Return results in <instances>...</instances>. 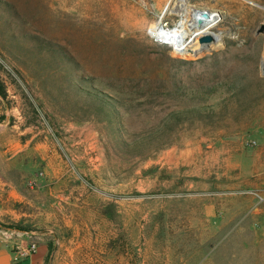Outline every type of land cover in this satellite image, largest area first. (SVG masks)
<instances>
[{
  "label": "rangeland",
  "instance_id": "1",
  "mask_svg": "<svg viewBox=\"0 0 264 264\" xmlns=\"http://www.w3.org/2000/svg\"><path fill=\"white\" fill-rule=\"evenodd\" d=\"M11 1L76 55L97 88L123 92L119 122L129 134L158 128L206 87L248 88L254 98L249 109L232 104L229 116L183 128L140 161L103 125L70 121L0 51L4 247L23 260L32 244L51 246L45 264H264V0ZM197 9L218 21L210 30L218 38L200 53H178L155 37Z\"/></svg>",
  "mask_w": 264,
  "mask_h": 264
},
{
  "label": "trees",
  "instance_id": "2",
  "mask_svg": "<svg viewBox=\"0 0 264 264\" xmlns=\"http://www.w3.org/2000/svg\"><path fill=\"white\" fill-rule=\"evenodd\" d=\"M24 9L11 0H0V51L12 57L41 85L46 100L73 122H95L105 127L115 137L126 157L146 161L153 159L174 143L183 128L197 121L214 123L219 112L229 116L233 110L248 108L254 94L248 88H232L217 84L202 92H192L187 106L170 112L158 128L141 134H129L120 125V110L126 109L122 91H115L107 82H101L106 90L115 91L109 96L97 88V78L84 76V70L76 55L65 45L35 30ZM239 89V90H235ZM220 98L209 104L215 93ZM7 90L0 79V102L7 108ZM255 103V100H254ZM232 106V107H231ZM126 111V110H125ZM6 121L5 115L0 124ZM127 137V138H126ZM49 247L48 258L52 255Z\"/></svg>",
  "mask_w": 264,
  "mask_h": 264
},
{
  "label": "bare ground",
  "instance_id": "3",
  "mask_svg": "<svg viewBox=\"0 0 264 264\" xmlns=\"http://www.w3.org/2000/svg\"><path fill=\"white\" fill-rule=\"evenodd\" d=\"M191 19L188 22H181L177 27L171 30H165L158 28L155 33V37L162 43L173 46L175 51L181 54L194 53L198 54L206 47L199 44L198 37L209 33L210 30L217 25V16L211 14V18L202 26L197 24L198 14L196 10L190 13ZM195 32V35L191 41H187L189 33ZM216 39L218 36H215Z\"/></svg>",
  "mask_w": 264,
  "mask_h": 264
},
{
  "label": "crops",
  "instance_id": "4",
  "mask_svg": "<svg viewBox=\"0 0 264 264\" xmlns=\"http://www.w3.org/2000/svg\"><path fill=\"white\" fill-rule=\"evenodd\" d=\"M3 110H4L3 105L0 102V118L4 115V111ZM3 130L4 129H1V131H3ZM9 146L10 147H9L8 151H12L13 152L15 146H17V145H15V144L14 145H10L9 144ZM20 147H21V145H20ZM23 147L24 148H22L20 151L14 152V154L10 158H8V160L11 161V159L15 158L16 155H18V154H20V153H22L24 151L26 152L28 147H29V144H26ZM184 163L185 162H183V164ZM4 246L5 245H3L2 242H0V252L3 251V250L7 252V254L9 255L10 264H45V257H46V255L48 253V249H47L46 246H39L37 252L34 255L26 257L23 260H18L19 259L18 258L19 254H21V252L20 253H12L9 250H7ZM1 262H2V259L0 258V264H1Z\"/></svg>",
  "mask_w": 264,
  "mask_h": 264
},
{
  "label": "water",
  "instance_id": "5",
  "mask_svg": "<svg viewBox=\"0 0 264 264\" xmlns=\"http://www.w3.org/2000/svg\"><path fill=\"white\" fill-rule=\"evenodd\" d=\"M196 11L198 14L197 24L199 27H202L211 18V14H213L207 10L203 11V10L197 9ZM259 32L260 33L264 32V25L261 26ZM215 41H216L215 36L209 33L202 35L198 40L199 44L204 47H208ZM262 71L264 74V62L262 63ZM0 258L2 259L1 264H10L9 255L7 254L6 251L3 250L0 252Z\"/></svg>",
  "mask_w": 264,
  "mask_h": 264
},
{
  "label": "built area",
  "instance_id": "6",
  "mask_svg": "<svg viewBox=\"0 0 264 264\" xmlns=\"http://www.w3.org/2000/svg\"><path fill=\"white\" fill-rule=\"evenodd\" d=\"M38 250V246L36 244H32L28 250H26L23 254L27 257L34 255Z\"/></svg>",
  "mask_w": 264,
  "mask_h": 264
}]
</instances>
